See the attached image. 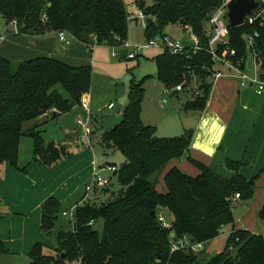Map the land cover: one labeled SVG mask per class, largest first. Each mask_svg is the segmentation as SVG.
<instances>
[{
  "label": "trees",
  "instance_id": "1",
  "mask_svg": "<svg viewBox=\"0 0 264 264\" xmlns=\"http://www.w3.org/2000/svg\"><path fill=\"white\" fill-rule=\"evenodd\" d=\"M222 1L153 0L147 4L134 0L148 16L147 40L164 35L170 26L191 27L199 40L202 49L188 47L177 54L164 50L154 58L158 78L168 90L197 85L186 110H203L212 90L210 78L216 67L208 51V24ZM0 14L8 25H16L19 34L42 36L64 31L70 42L71 38L78 39L90 48L97 43L122 49L129 34L130 13L125 0H0ZM255 31L260 33L256 50L264 71V24L260 19L230 27L229 46L236 50L231 59H247L250 51L243 36ZM224 48L220 45L221 51ZM91 86V66H72L47 56L16 62L0 55V165L9 163L19 168L24 136L34 141L35 159L54 165L66 157L64 146L46 142L39 126L25 130L24 123L47 113L54 118L70 111L81 104ZM144 90V79L131 83L122 120L102 134L104 154L111 151L122 158L114 174L119 187H96L87 199L85 195L71 206L54 197L48 199L42 220L44 235L50 238L60 214L73 206L74 229L71 225L57 232L52 253L44 250L47 245L36 243L29 253L30 264H264V236L248 229H234L225 248L203 262L199 252L173 251V244L180 245L185 237L193 244L207 243L220 236L222 227L235 225V194L251 199L264 169L246 179L238 173L242 163L229 161L228 166L237 174L226 178L187 156L199 172L193 175L173 166L165 173V189L159 190V174L171 161L185 158L193 132L162 136L156 127L145 124ZM162 209L173 218L170 227H164L158 218ZM99 220L103 221L102 231L95 227ZM6 252L0 240V254Z\"/></svg>",
  "mask_w": 264,
  "mask_h": 264
},
{
  "label": "crops",
  "instance_id": "2",
  "mask_svg": "<svg viewBox=\"0 0 264 264\" xmlns=\"http://www.w3.org/2000/svg\"><path fill=\"white\" fill-rule=\"evenodd\" d=\"M145 1L152 2V0ZM132 10L134 11L131 12ZM138 10L139 8L135 3L133 4V9H130L128 5L129 13L135 15L130 19V28L132 24L140 25L142 22L136 16ZM5 29L6 34L0 35V55L16 62L47 56L62 60L72 66L86 65L93 68L97 62L96 58H99L103 52L111 49L116 51L118 49L105 44H98L91 49L86 43L72 38L71 43L66 44L59 39L57 32L47 33L42 36L19 34L16 25L13 23L8 25L5 22ZM67 37L70 38L69 35ZM186 43L191 44V42ZM121 50H119L118 56L113 55V57L121 58ZM150 50H159V52L155 55L153 53L149 54L148 51ZM162 52L163 50L161 49L151 48L138 56V58L144 57L145 60H153L155 62V56ZM223 71L225 72V68ZM157 74L158 72H156L158 78ZM148 76L152 75L148 74L146 77ZM158 80L160 81L159 78ZM195 86L197 85L195 84ZM173 90L180 93L185 89L179 91L171 89L168 91ZM89 94L90 91L83 96L82 102L90 104ZM82 102L79 106H74L70 111L54 118L51 113H47L36 120L24 123L25 130L39 126L38 128L43 130L46 142H54L57 146L66 148L67 156L60 162L48 165L44 161L35 159L33 155L34 141L31 137L24 136L20 142L19 168L9 163L0 165V240L4 242L7 249L6 253L0 254V264H11L9 259H21L25 256L28 258L27 263L30 264L29 253L36 243L53 246L48 243L49 238L44 235L42 230V220L44 214H46L47 200L54 197L61 200L66 206L74 205L75 202L87 194L85 192L83 196L79 195L80 184L84 181L87 182V180L86 184H88L97 174L99 165H101L100 168H103V164L108 162L103 159L106 155L103 158L96 156L93 148L95 140L99 141V136L101 137L99 142L102 145V134L105 131L103 129L100 132L98 131L94 124L95 118H93L90 147L84 148L82 145L77 144L76 149H70V143L61 142L62 138L65 141L71 139L73 135L71 120L74 121L76 118L77 123L80 113L74 116V112L78 108H83ZM160 107L165 108V104L161 102ZM124 108L121 109V112H123ZM193 115L190 120H185L182 125V134L188 130L193 132L189 151L184 159H175L170 162L162 175L159 189L162 188L160 184L165 187V173L173 166L180 167L193 175L199 172L188 161L187 156L202 161L212 170L226 178H231L237 174V171L228 166L229 161L242 163L238 173L246 179L255 177L264 169V92L259 93L254 87H243L239 80L234 77L223 76L213 83L205 108L203 110H195ZM50 118L61 121L59 124L61 133L47 139L45 135L47 129L44 123ZM143 122L145 123L144 120ZM162 136L170 135L163 134ZM25 138H31L32 142ZM24 144L26 151H24ZM113 154L115 156L118 155L117 153ZM121 161H111L109 163L119 165ZM262 183H264V175L258 180V186ZM226 226L222 227L221 231L227 237L234 229L245 228L237 227L235 223L232 230H223ZM215 239L210 243H213ZM219 252L221 250L218 249L217 253Z\"/></svg>",
  "mask_w": 264,
  "mask_h": 264
},
{
  "label": "rangeland",
  "instance_id": "3",
  "mask_svg": "<svg viewBox=\"0 0 264 264\" xmlns=\"http://www.w3.org/2000/svg\"><path fill=\"white\" fill-rule=\"evenodd\" d=\"M130 9H133L134 0H125ZM150 1V0H148ZM153 2V0H152ZM152 2H147L151 4ZM132 10L131 12H133ZM210 25V23L208 24ZM146 28H144L143 23L140 25L132 24L131 28L129 27V41L132 45H140L147 42L146 37ZM131 31V34H130ZM175 34L173 37L183 41L191 42L189 34L180 26H170L166 29V33ZM6 34L5 21L0 14V35ZM171 34V35H172ZM192 43V42H191ZM115 50L105 51L101 54L99 58H96L97 62L92 68V86L90 90V110L92 112L94 124L98 131L109 130L113 128L117 123H119L123 118V109L129 102V91L131 83L133 81L139 82L144 79V96L142 104V117L145 123L151 124L152 126L158 128L159 135H170L178 136L183 132L182 125L185 120L191 119L194 115L195 110L187 111L184 107L185 103L189 99H193L194 90L196 91L197 86L195 84L189 85L186 89L180 93H177L175 90L168 91L165 85L158 80L156 76L157 67L153 60H145L144 57L128 59V58H118L113 57V52ZM159 50H150L148 53L157 54ZM252 73V71H250ZM148 74L152 76L146 77ZM161 102L165 104V108L160 107ZM113 103L114 108H109V104ZM79 106V105H75ZM81 106V105H80ZM84 108V107H83ZM76 109L74 116L80 113L78 119H86L88 114L84 109ZM73 116V119H74ZM51 119V118H50ZM46 120V138L48 139L51 136L60 134L59 124L61 123L58 119ZM76 119V118H75ZM71 120V129L73 135L69 141H65L62 138V143H70V149L77 148V144L82 145L86 148L90 144L89 142L82 137V128L79 124L76 123V120ZM77 119V121H78ZM94 120V119H93ZM43 129V127H42ZM45 133V132H44ZM163 133V134H162ZM98 138V137H97ZM29 142H32L31 138H25ZM99 141L101 137L99 136ZM99 141L94 142V151L96 156L99 158L107 160L108 162L121 161L120 155L113 154L114 152H107L105 148L100 144ZM60 142V143H61ZM90 147V146H89ZM24 151H26L24 144ZM100 161V160H99ZM168 167V166H167ZM166 167V168H167ZM166 168L161 171L159 174V181H162V175L166 171ZM111 177V182L109 187L111 189H117L119 183L116 180L114 174L108 169L99 168L97 171V176L103 179L108 176ZM88 182V180H87ZM86 181L80 184L79 195L83 196L86 192ZM259 185V184H258ZM159 190L165 189L163 185L160 184ZM159 187V185H158ZM93 193V192H91ZM77 201V200H76ZM264 204V183L256 188L255 194L251 199H239L235 202L233 206V213L236 218L237 227H245L243 229L251 230L254 233L262 234L264 236V217L261 216V210ZM64 206H66L64 204ZM164 214L168 222H172V216L169 214L168 210H160ZM68 219L60 214L58 225L54 228L52 236L49 238V244L53 246H46L44 250L47 253H52L55 245V235L60 229L71 227V223L68 225ZM95 227L102 231L103 221L99 220ZM230 227V228H229ZM232 230L233 225L229 224L223 230ZM228 237L224 235L221 231L220 236L215 239L213 243L209 241L206 244L205 250H202L198 253V258L201 262L206 261L211 256L217 253V250H223L227 244ZM235 252V251H234ZM11 264H28V258L18 259H9Z\"/></svg>",
  "mask_w": 264,
  "mask_h": 264
},
{
  "label": "built area",
  "instance_id": "4",
  "mask_svg": "<svg viewBox=\"0 0 264 264\" xmlns=\"http://www.w3.org/2000/svg\"><path fill=\"white\" fill-rule=\"evenodd\" d=\"M231 0H223L222 3L215 9L213 14L209 19V34L211 36L209 43V53L212 55V59L215 63V69L213 70L211 76V82H215L219 78L223 76H231L239 80L241 86L243 87H254L259 93L264 92V78L262 75L264 71L261 67L263 63V59L260 53L256 50V40L260 37L259 31H255L254 33L245 34L244 40L246 42V48L250 51L247 59L234 61L231 59V56L236 55V50L229 46L230 39V26H229V17H228V4ZM259 3V6L252 11L246 17L245 23L253 24L256 20L260 19L261 24H264V0H256ZM135 15L130 14L129 19L133 18ZM139 19L142 20L144 28L147 27V19L148 16L142 11L138 10L137 15ZM244 23V24H245ZM186 32L190 35L191 44H187L175 37L173 35L165 33L162 36L148 39L147 42L140 45H132L130 41L127 39L122 45V49H127L126 58L135 59L138 56L142 55L144 52L151 48H158L161 50H169L172 54L183 53L188 47H191L194 51L202 49L199 44V40L196 35L193 33L191 27L186 28ZM59 39L64 41L66 44H70V40L67 39V34L64 31L58 33ZM97 43L91 44V48H94ZM220 45L225 46V48L221 51ZM115 49H117L115 47ZM120 50V49H119ZM119 50L117 49L113 55L118 56ZM252 61V67L249 68L248 62ZM244 65V67H243ZM225 68V72L223 69ZM227 71V72H226ZM252 71V73H250ZM182 85H178L176 90H182ZM82 106L88 112V117L84 120L78 119L77 123L82 128V137L86 139L89 143H91V136L93 133V117L90 112V104L88 102H82ZM113 103L109 104V107L112 108ZM103 169H108L111 174H115L118 170L117 165H106ZM110 177L99 178L97 174L92 178V180L86 184V193L89 194L96 187L99 188L101 186H107L110 184ZM84 197L87 199L88 195ZM240 198V193H236L234 197V201ZM76 207L73 206L69 209H65L62 212V215L70 221L73 229L74 223L76 220L75 217ZM158 218L164 227H170L171 223L168 222L164 216V214L160 213ZM204 242L194 243L190 242L189 238L185 237L181 240L180 245L173 244V251L178 249H189L194 252H200L205 248ZM73 264H77L75 261Z\"/></svg>",
  "mask_w": 264,
  "mask_h": 264
},
{
  "label": "water",
  "instance_id": "5",
  "mask_svg": "<svg viewBox=\"0 0 264 264\" xmlns=\"http://www.w3.org/2000/svg\"><path fill=\"white\" fill-rule=\"evenodd\" d=\"M159 1V0H156ZM259 6V3L256 0H231L228 4V17H229V26L238 27L245 23L246 17L252 13ZM128 50L123 49L120 51V57L125 58ZM249 68L252 67V61L248 62ZM155 214V212H153ZM231 251H228L230 254Z\"/></svg>",
  "mask_w": 264,
  "mask_h": 264
},
{
  "label": "bare ground",
  "instance_id": "6",
  "mask_svg": "<svg viewBox=\"0 0 264 264\" xmlns=\"http://www.w3.org/2000/svg\"><path fill=\"white\" fill-rule=\"evenodd\" d=\"M121 50V49H120Z\"/></svg>",
  "mask_w": 264,
  "mask_h": 264
}]
</instances>
